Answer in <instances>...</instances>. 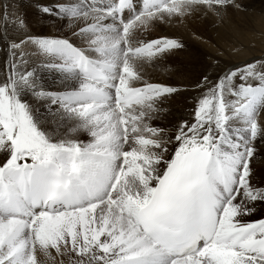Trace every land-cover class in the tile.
Listing matches in <instances>:
<instances>
[{
	"label": "snow or ice",
	"instance_id": "snow-or-ice-1",
	"mask_svg": "<svg viewBox=\"0 0 264 264\" xmlns=\"http://www.w3.org/2000/svg\"><path fill=\"white\" fill-rule=\"evenodd\" d=\"M101 5L43 9L69 17L79 45L67 36L10 44L0 81V264H40L38 253L53 264L65 255L76 257L70 264H264V182L254 183L252 168L264 136V60L218 75L192 120L166 137L146 121L177 90L135 86L142 77L122 15L133 0ZM25 44L41 59L21 71ZM141 47L153 58L183 45L160 38ZM40 68L59 74L61 87H43ZM41 108L77 121L90 139L54 138Z\"/></svg>",
	"mask_w": 264,
	"mask_h": 264
},
{
	"label": "rangeland",
	"instance_id": "rangeland-1",
	"mask_svg": "<svg viewBox=\"0 0 264 264\" xmlns=\"http://www.w3.org/2000/svg\"><path fill=\"white\" fill-rule=\"evenodd\" d=\"M4 1L5 0H0V32L2 33L1 35L8 36L9 32L1 24L3 17L8 15L7 9H10L8 6H4ZM136 1L139 2V0ZM152 1L153 2L150 1V3H154L155 0ZM187 1L190 0H157V5L154 7V9H152L153 7L150 5L148 8L146 7L147 11L144 8L142 12L131 13L129 16L132 14H134V16H131L130 18L128 15L122 14L125 20L128 22L130 20L132 22V24H130L131 22L127 24V29L131 34L124 42V47H130V49L134 51L140 49L147 50L146 47H141V42L147 44L151 40L165 38V35L163 34L167 33L168 31H172L173 28H179V30L184 29L185 35L183 38H180L179 40L172 38L183 45V47L180 49L167 52L163 55H158L153 58H149L148 53H145L140 57L147 60V63H149V67L152 70V74L144 75L145 79L142 78L143 82L140 80L138 83L154 81L159 84H164L165 86H171L177 90L174 94L167 96L158 105L159 111L154 116V118L152 120L146 121V123H148L150 126L164 129L165 131L163 134L166 137L174 136V132L179 125V123H173L172 120L166 116L169 112L167 106L181 105L182 108H185L186 110L188 109L190 104L188 94L193 91L194 83L197 81L201 82L203 80L204 76L201 77V75L206 70L204 67L209 66L210 62L214 61V63L218 65L220 64L223 68L219 65L220 67L215 69L216 73H221L223 70L226 72L228 68L232 66H242L245 63L251 62L253 60H264V32L260 31V25L262 24L261 16L263 13L261 14L258 12V7H264V0H253L256 5L255 8H253L251 5L247 6L248 2L246 1L248 0H234L232 3H226L225 0H221L220 4L222 5L216 11H213L208 7L219 5H213V2H209V0L204 2L203 0L205 4H199L205 8V19L202 17L201 13L195 9L192 10L191 16H189L188 13L183 10L182 6L183 4H187ZM88 2H91V0H88ZM107 3H118V0H108ZM141 4H143V1ZM178 4L182 8L178 6ZM58 5H63L66 7L64 2L58 3L55 7H58ZM237 5L239 6L237 7ZM40 13H42L44 16H51L52 18L54 17L53 19L60 21L56 27L53 25L50 27H42V35H50V32L55 30V35L50 37L67 36L73 39L79 45V40L71 36L72 22L69 17H64V15V18L59 17V15L52 16L46 14L43 9ZM250 14H252L251 16L257 17L251 18ZM28 15L29 20H32L33 14L31 11ZM101 15H103V13H101ZM171 15L175 16V21H173L172 24H167L163 19H170ZM248 15L250 16L249 19L251 18L250 20L247 17ZM12 16H15V18H10L11 24H14V27L18 29V23L20 29L24 33V35L20 36L21 38L19 37L20 40L22 37L24 40H27V38L31 36L29 35L31 33H41L38 30L30 32L29 28L31 27L30 23L32 22H25L26 16H24L23 12H15L12 14ZM242 16H244V18L247 17L245 21H243L244 18H242ZM18 18H20V20L16 21ZM252 19L254 20L252 21ZM64 21L71 24V26L68 27L66 24L65 28L63 25L58 28V26L65 23ZM32 24L34 25V23ZM119 27L123 29L124 26L119 25ZM179 30L176 32L178 33ZM121 36H123V31L121 32ZM128 41L131 42L130 45ZM10 44L11 42L8 45L9 47ZM31 49L33 48L30 44H25L22 50L23 52H26V55H29L30 53L32 54ZM16 52L20 53V50H16ZM132 52L133 51H130L129 57H133ZM32 56L36 60L38 59L37 62L39 59H41L36 56L34 57L33 54L30 57ZM170 65H172V69L170 68ZM121 66V68H124V66L126 67V65L123 63ZM160 73H164L165 75L161 76ZM176 78L183 84L175 85V82L178 83ZM212 80L210 81L211 85V82H216V80ZM36 114L41 117L43 121L42 126L54 138H67L77 140L79 142H86L90 139V135L86 130L79 127V123L77 121L60 120L58 118L53 119L49 114L44 112L43 108H41ZM173 117L177 120L178 115L173 113ZM165 119L168 123H165ZM257 120L262 126H264V108L261 111L259 109ZM239 124L240 122H236V126H239ZM256 148L257 155L252 160V168L254 171L253 181L259 185L264 182V166L261 167L258 165V160L264 159V154H262L264 153V136H262L261 139H257ZM259 216L260 213L258 212L254 218H259ZM37 255L40 264H53L51 259L43 253H38ZM53 255H55L54 251ZM60 259H63L64 264H70V261L76 259V257L73 255H65L63 258L57 257V261Z\"/></svg>",
	"mask_w": 264,
	"mask_h": 264
},
{
	"label": "bare ground",
	"instance_id": "bare-ground-1",
	"mask_svg": "<svg viewBox=\"0 0 264 264\" xmlns=\"http://www.w3.org/2000/svg\"><path fill=\"white\" fill-rule=\"evenodd\" d=\"M108 0H102V5H108L109 3H107ZM143 1V4H141V2ZM151 2H153L152 0H150ZM150 1L148 0H139L136 1V0H133V10L129 11V10H125L124 11V15H128V17L130 18L131 16H134V14H132L131 16H129L131 13H135V12H142L143 9L146 7L148 8L150 5L151 7H153L152 9H154V7H156V3H157V0L154 1V3H150ZM206 0H204L205 2ZM208 1V0H207ZM220 1L221 0H209V2H213V5H219V6H209L208 8L212 9L213 11H216L218 10L222 4H220ZM60 2H64L66 4V7H74V6H77L80 2V0H5L4 1V6H8L10 9L8 10L7 9V12H8V15L3 17V20L1 21V24L4 28L7 29V31L9 32V35L8 36H3L1 35L2 33L0 32V37H3V39H0V81L4 80V78L9 74L8 72V67L9 65L12 63L13 61V56H12V50L10 49V47L8 46L9 43L15 41V42H19V37L24 35L23 31L20 29L18 23H17V27L18 29H16V27H14V24H11L10 22V18L14 19L15 16H12V14H14L15 12H23L24 13V16H26V21L25 22H32L34 23V25L32 23L31 24V27L29 28L30 32H34V31H39L41 33H31L29 35L31 36H45V35H42L43 34V29L42 27H50L51 25L53 26H57L59 24L60 21H57L55 19H53L51 16H44L42 13H40L42 11V9H44L45 7H53V8H56L55 6L60 3ZM188 3L187 4H181L183 6V10L185 12L188 13L189 16H191V12L193 9H195L196 11H198L199 13H201L202 17L205 19V8L202 7L200 4H205L203 2V0H190V1H187ZM248 2L247 6L248 5H251L253 8L256 7L255 5V2L253 0H248L246 1ZM10 3V4H9ZM200 3V4H199ZM260 3V2H259ZM263 5V4H262ZM59 6V5H58ZM178 6H180L178 4ZM181 7V6H180ZM182 8V7H181ZM182 10V11H183ZM224 10V9H223ZM237 10V9H235ZM32 12V20H29V12ZM145 11V10H144ZM147 11V9H146ZM258 12H260L262 14L261 16V22L262 24L260 25V31L264 32V7L261 8L258 7ZM6 13V12H5ZM205 13V14H204ZM143 14V13H141ZM160 14V13H159ZM164 14V13H162ZM41 15V16H40ZM93 15H95V13H93ZM101 15V13H100ZM136 15V14H135ZM246 15V14H244ZM252 14H250L251 16ZM12 16V17H11ZM151 16V14H150ZM162 16V15H161ZM249 15L247 16L248 19L250 17ZM59 17H63V15H59ZM65 17V16H64ZM63 17V18H64ZM126 17V16H124ZM244 16H242V18H244L243 21H245V19L247 18ZM253 17H257V16H251V18ZM250 18V19H251ZM7 19V20H5ZM249 19V20H250ZM257 19V18H256ZM20 18H18L16 21H19ZM125 20V19H124ZM133 20V18H132ZM167 24H172L173 21H175V16L174 15H171V18L170 19H163ZM248 20V21H249ZM254 19H252L253 21ZM23 21H24V18H23ZM247 21V20H246ZM65 23L64 24H61L59 27H61L62 25L64 26V28L66 27V24L68 27L71 26V24H69L68 22L64 21ZM110 22V21H109ZM129 22H131L129 20ZM128 22V24H129ZM15 23V22H14ZM38 24H41V25H38ZM132 24V22L130 23ZM160 25H163V24H160ZM30 26V25H29ZM10 28V29H8ZM72 29V27H71ZM66 30V29H65ZM179 28H173L172 31H168L167 33H164L163 35H165V38H175L177 40H179L180 38H183L184 35H185V32H184V29H180L179 32L177 33L176 31H178ZM58 31V30H57ZM62 33V32H60ZM27 34V33H26ZM25 34V35H26ZM173 34V36H172ZM55 35V30H52L50 32V35H46V36H54ZM224 37V36H223ZM21 38V37H20ZM23 39V37H22ZM222 39V38H221ZM32 51V54H33V51L34 49H31ZM26 53V52H25ZM145 53H148V49L145 50V49H140V50H137V51H134L132 52V56L133 57H129V62L131 65H133L135 67V70L137 72H139V74L141 75L142 78L145 79L144 75H149V74H152L151 73V69L149 67V63H147V60L145 59H142L140 58L141 56H143ZM191 53V52H190ZM19 52H16V55L17 57L19 56ZM31 53L29 55H25V59L29 61V63L26 65V66H22L21 67V71H27V70H32L33 68L36 67V63H37V60L35 58L30 57L32 55ZM192 54V53H191ZM35 57V55H34ZM197 59V58H196ZM203 60V59H202ZM206 60V59H205ZM213 60V59H212ZM208 61V60H207ZM19 63V61H17ZM200 62H201V59H200ZM210 62V61H208ZM207 63V62H206ZM203 64V63H202ZM163 65V64H162ZM165 65V64H164ZM220 65V64H219ZM218 64L214 63L213 62H210L209 63V66L207 67H204L206 70L204 71V73L201 75V77L205 76H208L210 78V81L212 79L216 80V77L218 75H221L223 74V72H225L223 70V72L221 73H216V69L215 68H219ZM223 65V64H222ZM171 69H172V65H170ZM122 67V66H121ZM125 67V66H124ZM203 67V66H202ZM222 67V66H221ZM166 68V67H165ZM203 68V69H204ZM223 68V67H222ZM229 69V68H228ZM169 70V69H167ZM170 71V70H169ZM159 72V71H158ZM172 72V71H171ZM166 74V72H165ZM164 73H160L161 76H164L165 75ZM37 79H39L42 83V86L43 87H46V88H59L61 87V82H60V77H59V74H56V73H49L47 70L43 69V68H40V69H37ZM177 79V78H176ZM143 80V79H142ZM141 80V81H142ZM178 83L175 82V85H181L183 84L180 80H178ZM210 81L204 86V87H201V88H197L196 85H197V82L194 83V88H193V91L190 92L188 94V97L190 99V104H189V107L188 109L186 110L185 108H182L181 105H178V106H173V105H168L167 106V109L169 110V112L167 113V117L169 119L172 120L173 123H180L181 120H188V121H191L192 120V111H193V108L196 104V100L198 97H200L202 94H204L208 88H211L210 87ZM213 81V80H212ZM143 82V81H142ZM147 83H150V84H159L157 82H147ZM212 84H214L213 82H211ZM143 83H138L136 84L135 86L136 87H140L142 86ZM160 85H164V84H160ZM171 85V84H170ZM167 86V85H166ZM212 86V85H211ZM194 93V94H193ZM229 100L233 99L232 97H228ZM263 109V108H262ZM260 109V111L262 110ZM173 113H176L178 115V118L177 120L173 117ZM260 120V119H259ZM163 123V122H162ZM165 123H168L166 122V119H165ZM175 128V127H174ZM65 130H68V129H65ZM66 133V132H65ZM175 133V132H174ZM173 133V134H174ZM72 134V133H71ZM65 136V135H64ZM174 137V136H173ZM261 139V137H259ZM175 144V141L173 140V145ZM258 165L263 167L264 166V159H260L258 160ZM257 167V166H256ZM54 251V250H53ZM40 254V253H39Z\"/></svg>",
	"mask_w": 264,
	"mask_h": 264
}]
</instances>
